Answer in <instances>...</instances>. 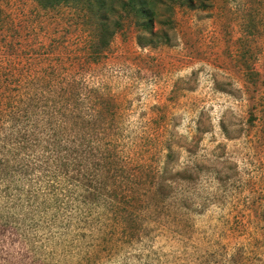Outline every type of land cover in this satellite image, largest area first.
I'll use <instances>...</instances> for the list:
<instances>
[{
	"label": "rangeland",
	"instance_id": "rangeland-1",
	"mask_svg": "<svg viewBox=\"0 0 264 264\" xmlns=\"http://www.w3.org/2000/svg\"><path fill=\"white\" fill-rule=\"evenodd\" d=\"M90 1L0 2V164L60 194L1 182L0 264H264V0H153L158 45Z\"/></svg>",
	"mask_w": 264,
	"mask_h": 264
},
{
	"label": "trees",
	"instance_id": "trees-1",
	"mask_svg": "<svg viewBox=\"0 0 264 264\" xmlns=\"http://www.w3.org/2000/svg\"><path fill=\"white\" fill-rule=\"evenodd\" d=\"M2 0H0L1 2ZM80 2V0H37V2L43 6L44 8H54L57 6L61 5H67L70 3L74 2ZM88 2H91L90 0H87ZM93 2L91 3L94 5L95 8L101 10L105 9L108 10V8H115V6H120L127 14V17H130V15L133 13V17L136 19L135 20V25L138 26L142 31L140 32L138 36V42L140 44H145V45H158V44H167L171 43V37L170 34L167 30L164 28H160L158 31L154 30V24L155 22L160 23L161 25H169L171 28L172 20L170 17L167 18H162L160 16L158 10H157V4L153 0H92ZM184 1V0H183ZM81 3V2H80ZM2 21V10L0 7V24ZM101 30H100V35H101V46H106L110 39L114 36L115 30L113 27L110 25L107 20H101ZM115 24H119V22H115ZM149 34V38H146V34ZM11 98H8V119L12 118L15 116V119L17 118L18 113L16 114V111L14 108L17 110V108L12 104L10 101ZM27 115V112L25 113ZM29 114V113H28ZM15 159V158H14ZM1 163V162H0ZM14 163V162H13ZM2 165V164H0ZM3 166V168H1ZM0 166V186L2 185L1 182H7L3 184V190L6 195H8V178H16V180H24L27 183L29 181H34L35 184L29 185L28 186V193H26L27 199L30 201L32 200L34 193H41L45 186L47 185L50 186L49 191L51 192V195L57 199L60 194L56 190H53L55 188L54 186H59V182L56 181V178H53L52 176H49L48 174L46 175H41L40 173L38 174L33 166L28 164H23L22 162H19L17 164H10L8 161V167L5 165ZM192 175L194 173H191V176H182L183 180H195L196 178H192ZM45 178H48V182H46ZM167 179V178H165ZM34 185H38L39 189H32ZM52 186V187H51ZM85 190V200L92 199L97 200V203L103 204L105 203L102 200V196L95 194L92 192V188H86L84 187ZM36 191V192H34ZM62 193V192H61ZM38 194V193H37ZM163 197H160V203H163L165 199H169L172 195L173 192L169 193H162ZM95 196V197H93ZM15 196L13 195L12 198ZM8 198V196L6 197ZM179 199V198H178ZM21 200V197L19 198ZM18 200V202H19ZM177 201V199H176ZM174 201L171 205L168 206V216L173 215V217L176 219L177 222H182L181 216L185 215L184 210L187 209L189 210L191 208V205L188 203H183L182 205H176ZM8 202V201H7ZM31 206H33V203H30ZM175 205V206H174ZM158 206V205H157ZM175 208V209H174ZM173 209V210H172ZM180 216V217H179ZM179 220V221H178ZM161 221V220H160Z\"/></svg>",
	"mask_w": 264,
	"mask_h": 264
}]
</instances>
